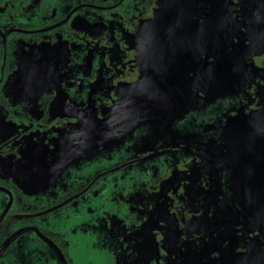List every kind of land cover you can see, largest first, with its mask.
Returning a JSON list of instances; mask_svg holds the SVG:
<instances>
[{"label":"flooded vegetation","instance_id":"1","mask_svg":"<svg viewBox=\"0 0 264 264\" xmlns=\"http://www.w3.org/2000/svg\"><path fill=\"white\" fill-rule=\"evenodd\" d=\"M0 264H264V0H0Z\"/></svg>","mask_w":264,"mask_h":264}]
</instances>
